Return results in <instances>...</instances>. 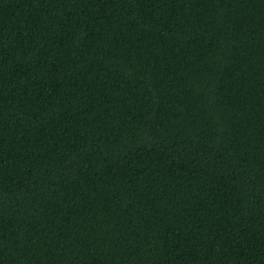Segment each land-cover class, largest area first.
<instances>
[{"label":"trees","instance_id":"trees-1","mask_svg":"<svg viewBox=\"0 0 264 264\" xmlns=\"http://www.w3.org/2000/svg\"><path fill=\"white\" fill-rule=\"evenodd\" d=\"M0 264H264V0H0Z\"/></svg>","mask_w":264,"mask_h":264}]
</instances>
